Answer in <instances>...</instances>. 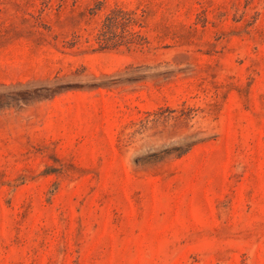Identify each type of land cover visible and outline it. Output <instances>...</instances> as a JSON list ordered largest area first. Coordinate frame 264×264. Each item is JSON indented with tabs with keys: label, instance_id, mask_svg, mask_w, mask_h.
<instances>
[{
	"label": "rangeland",
	"instance_id": "rangeland-1",
	"mask_svg": "<svg viewBox=\"0 0 264 264\" xmlns=\"http://www.w3.org/2000/svg\"><path fill=\"white\" fill-rule=\"evenodd\" d=\"M0 264H264V0H0Z\"/></svg>",
	"mask_w": 264,
	"mask_h": 264
}]
</instances>
